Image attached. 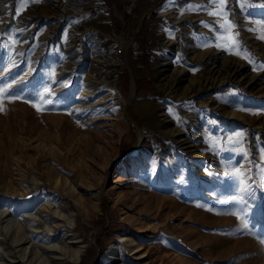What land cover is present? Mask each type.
<instances>
[{
    "label": "rangeland",
    "instance_id": "1",
    "mask_svg": "<svg viewBox=\"0 0 264 264\" xmlns=\"http://www.w3.org/2000/svg\"><path fill=\"white\" fill-rule=\"evenodd\" d=\"M208 3L0 0V264H264V0Z\"/></svg>",
    "mask_w": 264,
    "mask_h": 264
},
{
    "label": "bare ground",
    "instance_id": "2",
    "mask_svg": "<svg viewBox=\"0 0 264 264\" xmlns=\"http://www.w3.org/2000/svg\"><path fill=\"white\" fill-rule=\"evenodd\" d=\"M54 2H55V0H54ZM58 5H56V6L58 7ZM100 54L102 55L101 58L105 59V56H103L104 53H100ZM215 59H216V57H214L213 54H211L210 56L207 57V60L210 61L211 63H214ZM98 62H100V61H98ZM113 63H115V62L113 61L110 64H113ZM214 68H216V67L212 66V69H214ZM242 71H243L242 66L241 65H237L235 73H234L235 74L234 77L239 78V81L242 82L241 83L242 85H244V86L245 85H249L250 83L256 81V76L255 75H252V74H249V73H248V75H246V74L242 75ZM127 118L130 120V118L128 116H127ZM176 134H178V133H176ZM22 217L30 218V219L27 220V222H29V223H36L37 222L31 216V214L23 213ZM12 223H13V221H12ZM32 229H35V227H32ZM12 230H13V239L11 241L12 242L11 244H13V245L14 244H16V245L22 244L29 237V235L31 233H34L36 231V230H34V231L30 230V228L27 229L25 227H22L21 225H19V223H17L15 228L12 229ZM50 231H53V230L48 229L46 231V233H48ZM48 236H50V234L49 235L46 234V237H48ZM76 237H71V240L69 242L71 244L80 243L81 240L76 238ZM6 239H9V237L8 238L6 237ZM119 242H121V243H127V242L128 243H132L133 239L131 237H126L125 235H123V236H120V241ZM126 246H127L126 249H128L127 250L128 252H131L133 249H135V246H129V245H126ZM118 247H119L118 244L115 243L113 245L112 249L106 254V257H105L106 258V263H108V264H134L131 260H135V259H131V256L129 257L128 255H125V252L123 253V251L118 252ZM56 248H58L56 245H48V246L45 247V249H48V251L52 250V249H56ZM26 250H27V247H24L23 248V252L21 253L22 255L20 254V256L22 258V260L20 261L21 263H23L25 261L27 264H45L46 261L51 260V257L44 256V258H43L39 254H37L36 251H33V250L28 251V255L26 256ZM135 253H136V251H134V253H132V254H135ZM142 254L141 253L140 254H135L134 257L136 259H137V257L140 258L139 256H141ZM80 255H81V249H80V247L76 246L75 248H73L71 250V254H70L71 257L69 259L59 258V259L62 260V261L59 262V264H67L68 262H71V263L77 262V260L80 258ZM36 257L40 258V261L38 263H35V260H37ZM15 259H16V257H12L8 264H15L16 263ZM21 263H19V264H21Z\"/></svg>",
    "mask_w": 264,
    "mask_h": 264
},
{
    "label": "snow or ice",
    "instance_id": "3",
    "mask_svg": "<svg viewBox=\"0 0 264 264\" xmlns=\"http://www.w3.org/2000/svg\"><path fill=\"white\" fill-rule=\"evenodd\" d=\"M209 5L216 7L218 10L217 11L209 10ZM261 7H264V4H261ZM201 10L207 11L210 16L217 17L218 19H217L216 23L220 28L224 27V23H227L228 27L231 28V26H232L231 21H228L225 19L226 15H227V10L225 8V0H209L208 5H189V7H188V11L198 12ZM222 19H223V23L221 22ZM201 23H204V22L202 21ZM225 30H227V29H225ZM261 38L264 39V36H262ZM261 67L264 68V65H262ZM5 95L9 96V98H10L12 93L9 92L7 89H0V98H3ZM244 227L246 228L247 224H244ZM260 242L262 244H264V239H261Z\"/></svg>",
    "mask_w": 264,
    "mask_h": 264
},
{
    "label": "built area",
    "instance_id": "4",
    "mask_svg": "<svg viewBox=\"0 0 264 264\" xmlns=\"http://www.w3.org/2000/svg\"><path fill=\"white\" fill-rule=\"evenodd\" d=\"M101 47V44L99 43V48ZM132 54L133 57L137 58L141 54V50L138 49V46L132 48Z\"/></svg>",
    "mask_w": 264,
    "mask_h": 264
}]
</instances>
